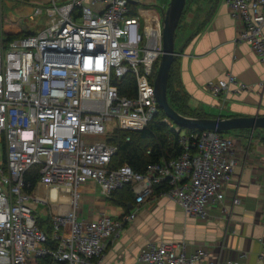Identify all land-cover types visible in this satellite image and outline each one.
Instances as JSON below:
<instances>
[{"label": "built area", "instance_id": "1", "mask_svg": "<svg viewBox=\"0 0 264 264\" xmlns=\"http://www.w3.org/2000/svg\"><path fill=\"white\" fill-rule=\"evenodd\" d=\"M225 2L239 22L237 41L249 42L264 61V0ZM139 3L39 2L34 14L47 16L45 27L10 40L0 6V264L44 256L50 257L47 264H105L109 241L147 199L169 196L187 215L201 217L225 199L235 167L234 139L220 131L187 134L174 125L183 146L177 158L152 163L144 172L127 163L114 165L118 145L112 139L145 129L160 110L154 66L163 53V23ZM126 75L136 79L135 96L120 92ZM232 85L237 92L252 87L229 72L207 88L220 95ZM164 121L172 123L168 117ZM36 167V186L43 184L48 195L34 194L36 186L26 179ZM90 182L108 197L131 185L132 208L118 217L79 218ZM52 192L69 199L64 212L51 213L49 233L36 213L40 203L51 206L58 199ZM206 256L204 249L188 254L185 245L162 241L148 244L137 259L138 264H240ZM259 259L264 260V237Z\"/></svg>", "mask_w": 264, "mask_h": 264}, {"label": "crops", "instance_id": "2", "mask_svg": "<svg viewBox=\"0 0 264 264\" xmlns=\"http://www.w3.org/2000/svg\"><path fill=\"white\" fill-rule=\"evenodd\" d=\"M48 1L0 0L5 38L43 29L46 22L43 27L37 24L42 16L34 14V7ZM170 2L141 0L138 7L146 15L161 19ZM6 8L13 9L11 14ZM182 16L175 51L180 86L189 95L191 108L214 117L263 115L264 61L249 42L237 41L239 22L232 17L225 0H187ZM32 17L36 24L26 25V18ZM229 72L252 87L237 92L232 85L229 92L220 95L207 88L209 81L226 78ZM230 136L234 139L235 167L231 180L225 185L223 202L212 203L207 216L201 217L187 215L169 196L147 199L120 235L109 241L105 264H138L142 249L152 242L162 241L183 244L188 254L204 249L208 253L206 258L212 260L264 264V260L259 259L261 237H264V131L240 129ZM85 188L79 218L91 220L103 213L118 217L127 212L126 207L111 201L98 183L90 182ZM46 192L48 188L41 183L34 190L38 195H48ZM52 196L58 199L51 206L46 205L47 215L36 213L40 225L51 232V213L64 212L69 199L68 194L57 192H52ZM236 197L241 200L238 204L233 203ZM243 254L246 256L242 257Z\"/></svg>", "mask_w": 264, "mask_h": 264}, {"label": "trees", "instance_id": "3", "mask_svg": "<svg viewBox=\"0 0 264 264\" xmlns=\"http://www.w3.org/2000/svg\"><path fill=\"white\" fill-rule=\"evenodd\" d=\"M183 17V16H182ZM182 18L179 22L176 39ZM14 37H8L10 40ZM160 61V60H159ZM159 61L156 62L155 67H159ZM155 73V71H154ZM179 63L177 56L173 60L169 81H168V99L170 104L180 113L187 116L195 117H214L204 111L191 108L189 105L190 97L185 90L180 86V75H179ZM156 76V73H155ZM135 77L126 75L121 78L119 83L120 92L123 95L135 96L136 84ZM167 115L163 109L160 108L158 115L149 123V125L139 131L120 132L113 139L112 142L118 145V151L114 157V165L119 166L125 163L131 165L137 172L146 171L147 167L156 162L169 161L177 158L183 150V146L180 143V135L175 130L174 125L164 121ZM182 131L189 134L200 129L181 128ZM240 129L223 131V134H230L233 131ZM242 131H250V129H241ZM262 131H264L261 128ZM129 137V139H128ZM264 139V136L262 137ZM38 167L34 168V172L27 174L26 179L29 183L36 186L38 182V173L36 171ZM38 170V169H37ZM32 189V188H31ZM159 190V187L157 188ZM160 191V190H159ZM111 201L119 205H123L127 208V212L130 210L131 203H134V193L131 185H125L112 193ZM52 226V219H51ZM47 230V229H46ZM51 233V229L47 230ZM50 260L49 256L36 257L30 260L27 264H47Z\"/></svg>", "mask_w": 264, "mask_h": 264}, {"label": "water", "instance_id": "4", "mask_svg": "<svg viewBox=\"0 0 264 264\" xmlns=\"http://www.w3.org/2000/svg\"><path fill=\"white\" fill-rule=\"evenodd\" d=\"M187 0H171L167 10L163 13V53L155 77V96L161 109L176 125L183 128L213 129L216 131H230L235 129H264V114L253 116H219L195 117L178 112L168 99V81L171 66L176 55V31L182 18Z\"/></svg>", "mask_w": 264, "mask_h": 264}, {"label": "rangeland", "instance_id": "5", "mask_svg": "<svg viewBox=\"0 0 264 264\" xmlns=\"http://www.w3.org/2000/svg\"><path fill=\"white\" fill-rule=\"evenodd\" d=\"M6 9H8V13H9V14H11V12L13 11L12 8H6ZM3 20H4V16H3ZM33 20H34V17H32L30 20H29V18H26V20H25V24H26V25L33 26V23L36 24V22H34ZM46 20H47V16L44 14V15L42 16V19L40 20V22L37 23V24H39L41 27H43V26L45 25ZM161 20H162V23H163V19H162V18H161ZM30 21H31V22H30ZM32 22H33V23H32ZM31 32H32V31H31ZM27 33H29V32H27ZM179 38H180V37H178V39H177V44L179 43ZM160 59H161V58H160ZM159 63H160V61H159ZM158 68H159V67H155V69H154V71H155L156 74H157ZM155 77H156V76H155ZM172 125H174V124L172 123ZM226 135H232V133H230V134H226ZM45 194H48V192H46ZM46 208H47V206H46L44 203H40V204L38 205V211H37L38 215H40V216H46V215H47V212H48V211L46 210Z\"/></svg>", "mask_w": 264, "mask_h": 264}]
</instances>
